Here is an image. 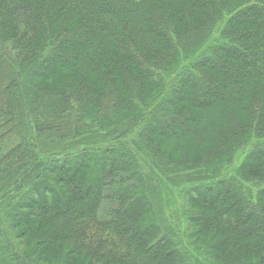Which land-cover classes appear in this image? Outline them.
<instances>
[{
	"label": "trees",
	"instance_id": "1",
	"mask_svg": "<svg viewBox=\"0 0 264 264\" xmlns=\"http://www.w3.org/2000/svg\"><path fill=\"white\" fill-rule=\"evenodd\" d=\"M0 264H264V0H0Z\"/></svg>",
	"mask_w": 264,
	"mask_h": 264
},
{
	"label": "rangeland",
	"instance_id": "2",
	"mask_svg": "<svg viewBox=\"0 0 264 264\" xmlns=\"http://www.w3.org/2000/svg\"><path fill=\"white\" fill-rule=\"evenodd\" d=\"M16 142H17V139L10 140V143H16ZM165 183L167 184L162 192V196L164 197V199L169 201L168 206H166L168 223L170 226L172 225V227L176 230V233L180 234L182 230L179 228V225H181L184 221L180 219V217L179 218L175 217L173 215L174 213L171 211L175 210V209H172L175 206L185 209V205H187V207L189 208L187 197L185 198V190H186L185 188L187 186L184 185L185 182L176 185V187H171L169 185L171 184V182H167L166 180H165ZM170 191H172L171 192L172 194H170ZM184 228H185V225H184Z\"/></svg>",
	"mask_w": 264,
	"mask_h": 264
}]
</instances>
